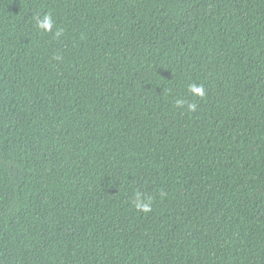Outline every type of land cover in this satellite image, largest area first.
<instances>
[{
	"label": "trees",
	"instance_id": "obj_1",
	"mask_svg": "<svg viewBox=\"0 0 264 264\" xmlns=\"http://www.w3.org/2000/svg\"><path fill=\"white\" fill-rule=\"evenodd\" d=\"M0 264H264V0H0Z\"/></svg>",
	"mask_w": 264,
	"mask_h": 264
},
{
	"label": "clouds",
	"instance_id": "obj_2",
	"mask_svg": "<svg viewBox=\"0 0 264 264\" xmlns=\"http://www.w3.org/2000/svg\"><path fill=\"white\" fill-rule=\"evenodd\" d=\"M37 27L44 31H51L53 28L54 21L50 13H45L42 17L36 18ZM56 36L59 37L62 34V30L58 29L56 31ZM188 91L191 92L194 96L201 98L206 97L207 92L203 84H197L195 82L188 85ZM186 105L187 110L195 112L197 110V103H190L187 100L180 98L175 100V106L183 108ZM152 197H145L143 193L137 191L134 193V206L138 210H143L144 212H149L151 210Z\"/></svg>",
	"mask_w": 264,
	"mask_h": 264
}]
</instances>
